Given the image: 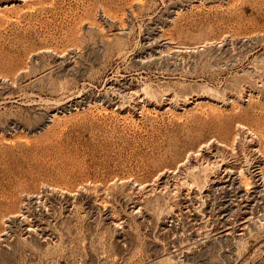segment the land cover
Instances as JSON below:
<instances>
[{
  "label": "rangeland",
  "instance_id": "obj_1",
  "mask_svg": "<svg viewBox=\"0 0 264 264\" xmlns=\"http://www.w3.org/2000/svg\"><path fill=\"white\" fill-rule=\"evenodd\" d=\"M0 264H264V0H0Z\"/></svg>",
  "mask_w": 264,
  "mask_h": 264
},
{
  "label": "bare ground",
  "instance_id": "obj_2",
  "mask_svg": "<svg viewBox=\"0 0 264 264\" xmlns=\"http://www.w3.org/2000/svg\"><path fill=\"white\" fill-rule=\"evenodd\" d=\"M150 89H151V88H150ZM146 91H147V90H146ZM145 93H146V92H145ZM148 93H150V92H148ZM217 144H218V143H217ZM241 145H242V144H241ZM243 145H244V144H243ZM248 146H249V145H248ZM218 147H219V146H218ZM221 147H222V146H221ZM244 147H246V146L244 145ZM244 147H243V148H244ZM243 148H242V149H243ZM245 149H247V148H245ZM224 151H225V149H224ZM248 152H249V151H248ZM247 154L249 155V153H247ZM194 157H195V156H194ZM247 157H248V156H247ZM247 157H246V158H247ZM246 158H245V159H246ZM198 159H199V158H198ZM198 159L196 158V160H198ZM247 159H248V158H247ZM193 160H195V159H193ZM196 160H195V162H197ZM223 160H224V159H223ZM198 161H199V160H198ZM192 162H193V161H192ZM190 163H191V162H190ZM208 163H209V162H208ZM193 164H194V162H193ZM199 164H200V163H199ZM225 164H226V163H225ZM234 164H235V163H234ZM204 165H205V164H204ZM229 165H230V166H235V165H231V164H229ZM188 166H190V165H188ZM192 166H193V165H192ZM194 166H195V165H194ZM194 166H193V168H194ZM201 166H202V165H201ZM225 166H226V165H225ZM226 167H227V166H226ZM236 167H237V166H236ZM238 167H239V166H238ZM186 168H187V167H186ZM239 168H240V167H239ZM239 168H238V169H239ZM232 169H233V168H232ZM254 170H256V169H254ZM229 171H230V170H229ZM247 171H248L247 169H243V168H241V172H240L241 174H240V175L243 176V177H244L245 175L247 176ZM248 172H251V171H248ZM215 173H216V172H215ZM231 173H232V172H230L229 174H231ZM256 173H257V172H256ZM251 174H252V173H251ZM253 175H255V174L253 173ZM229 179H230V178H229ZM184 180H185V179H184ZM202 180H203V179H202ZM217 180H218V178H217ZM198 181H199V180H198ZM240 181H241V179H240ZM180 182H181V181H180ZM215 182H217V181H214V183H215ZM234 182H235V181H234ZM236 182H237V181H236ZM190 183H191V182H189V184H190ZM192 183H194V182H192ZM186 184H187V183H186ZM191 185H192V184H191ZM244 185H246V184H244ZM180 187H181V186H180ZM190 188H192V186H190ZM177 189H178V188H177ZM177 191H178V190H177ZM241 195H242V194H241ZM242 196H243V195H242ZM246 205H247V204H246ZM174 206H175V205H174ZM187 210H188V209H187ZM184 211H185V210H184ZM196 211H197V210H196ZM208 213H209V212H208ZM224 215H225V214H224ZM214 217H215V216H214ZM220 217H221V216H220ZM221 218H222V217H221ZM227 220H228V219H227ZM220 225H221V224H220ZM242 225H243V224H242ZM247 227H248V225H247ZM218 231H219V230H218ZM223 233H224V232H223ZM230 233H231V232H230ZM180 246H181V245H180ZM168 258L171 259V257H168ZM172 259H173V258H172ZM168 260H169V259H168ZM170 261H171V260H170Z\"/></svg>",
  "mask_w": 264,
  "mask_h": 264
}]
</instances>
